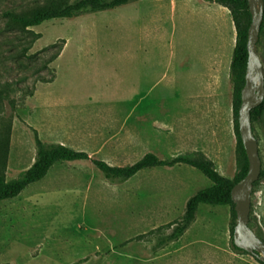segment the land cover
I'll return each instance as SVG.
<instances>
[{"label":"rangeland","instance_id":"rangeland-1","mask_svg":"<svg viewBox=\"0 0 264 264\" xmlns=\"http://www.w3.org/2000/svg\"><path fill=\"white\" fill-rule=\"evenodd\" d=\"M51 1L62 0H0V14ZM235 35L228 9L205 0H138L24 30H4L0 18L5 178L34 161L35 132L89 156L55 162L0 202V264H261L233 249L230 205L200 204L182 236L156 246L187 199L211 184L194 167H153L110 182L92 163L190 154L233 179ZM256 49L264 72V24ZM254 134L264 170V125L254 123ZM248 225L263 241L264 178L253 186Z\"/></svg>","mask_w":264,"mask_h":264},{"label":"trees","instance_id":"trees-1","mask_svg":"<svg viewBox=\"0 0 264 264\" xmlns=\"http://www.w3.org/2000/svg\"><path fill=\"white\" fill-rule=\"evenodd\" d=\"M138 0H62L59 2L51 1L49 4L35 9H5L1 12L0 18L3 20V29H27L37 26L44 21L53 19L73 18L83 13L99 12L115 9L119 6L135 2ZM217 3L228 9L229 15L235 27V44L229 63V75L232 83V113L233 128L236 138V147L238 152L237 165L238 171L233 179H229L219 174L211 163L203 158L194 157L190 154H180L171 159H161L152 152L145 153L141 158L132 164L124 166H114L99 159H92L93 165L110 181H125L133 177L138 172L159 166H174L176 164H187L199 170L205 175L211 184L198 190L191 195L186 203L182 216L177 224L173 226L170 233L160 238L156 246L160 247L169 241L178 239L185 230L195 220L196 212L200 204L207 205H230L232 215L235 218L233 202L231 200V188L247 172L248 161L238 131V109L240 106V91L245 83V73L247 68V30L251 21L250 12L246 0H205ZM264 24V10L262 16V25ZM251 124L254 134V123L264 125V99L260 104L254 107L251 112ZM255 137V134H254ZM35 157L32 164L22 171L16 178L7 180L4 174V165L0 160V202L6 199H12L19 195L28 185L41 180L48 173L55 162L75 161L89 159L86 152L72 149L62 143H47L42 141L37 133H34ZM264 178V170L260 171L259 179ZM231 227V245L238 252L247 253L244 249L237 247L233 243ZM264 242V240H263ZM259 261V260H258ZM260 262V261H259ZM261 264H264L260 262ZM77 264V263H73Z\"/></svg>","mask_w":264,"mask_h":264},{"label":"water","instance_id":"water-1","mask_svg":"<svg viewBox=\"0 0 264 264\" xmlns=\"http://www.w3.org/2000/svg\"><path fill=\"white\" fill-rule=\"evenodd\" d=\"M246 1L251 21L247 30L246 48L248 58L245 83L240 91L238 131L248 161V168L246 174L231 188V200L234 204L233 209L236 216L232 239L237 247L244 249L264 263V242L255 235L248 225L253 184L259 178L261 171L258 144L252 131L250 112L264 99V72L256 49L264 0Z\"/></svg>","mask_w":264,"mask_h":264}]
</instances>
